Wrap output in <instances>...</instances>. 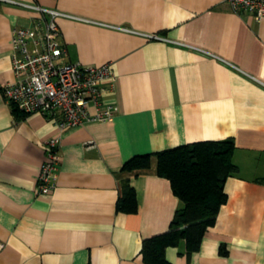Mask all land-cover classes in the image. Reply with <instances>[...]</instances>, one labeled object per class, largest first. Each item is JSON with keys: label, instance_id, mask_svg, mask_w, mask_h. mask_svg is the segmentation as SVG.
<instances>
[{"label": "crops", "instance_id": "1", "mask_svg": "<svg viewBox=\"0 0 264 264\" xmlns=\"http://www.w3.org/2000/svg\"><path fill=\"white\" fill-rule=\"evenodd\" d=\"M9 1L93 21L57 19L61 60L109 62L116 76L114 119L62 133L49 194L36 184L57 125L15 113L1 91L14 80L11 29L38 17ZM227 138L238 167L227 201L196 251L184 241L165 249L171 264H264V18L224 0H0V264H147L142 242L167 231L181 206L153 153ZM143 154L148 167L123 168ZM124 183L132 210L117 207Z\"/></svg>", "mask_w": 264, "mask_h": 264}, {"label": "built area", "instance_id": "2", "mask_svg": "<svg viewBox=\"0 0 264 264\" xmlns=\"http://www.w3.org/2000/svg\"><path fill=\"white\" fill-rule=\"evenodd\" d=\"M9 2L38 14V17L31 27H12L10 60L14 80L6 82L1 91L4 100L15 105L25 115L34 112L48 114L57 125L58 135L45 143V157L36 184L38 193L49 194L56 187V171L60 162L58 148L62 133L85 123H106L114 119L117 107L107 97L114 93L116 76L109 62L82 65L61 60L66 51L59 39L57 19L93 21L45 8L34 2ZM224 2L235 12L250 13L256 21L264 18V0ZM105 26L137 33L123 26ZM145 36L148 39L158 38L154 34ZM90 105L92 113L88 112Z\"/></svg>", "mask_w": 264, "mask_h": 264}, {"label": "trees", "instance_id": "3", "mask_svg": "<svg viewBox=\"0 0 264 264\" xmlns=\"http://www.w3.org/2000/svg\"><path fill=\"white\" fill-rule=\"evenodd\" d=\"M15 113L19 111L11 105ZM234 142L231 138L198 141L153 153L157 174L166 178L181 206L175 211L167 231L142 242L141 252L147 264H171L164 255L168 246L184 241L186 251L199 248L207 228L215 222L220 207L226 203L224 184L237 173L233 162ZM152 154L135 155L124 163L127 171L148 167ZM135 193L128 183L122 187L118 210L135 208Z\"/></svg>", "mask_w": 264, "mask_h": 264}]
</instances>
